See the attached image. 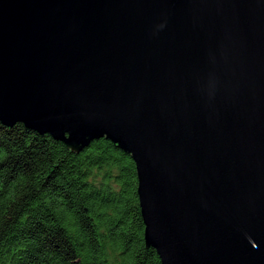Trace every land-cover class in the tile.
I'll return each instance as SVG.
<instances>
[{
  "label": "water",
  "instance_id": "1",
  "mask_svg": "<svg viewBox=\"0 0 264 264\" xmlns=\"http://www.w3.org/2000/svg\"><path fill=\"white\" fill-rule=\"evenodd\" d=\"M0 122L131 154L161 264H264V0H0Z\"/></svg>",
  "mask_w": 264,
  "mask_h": 264
},
{
  "label": "trees",
  "instance_id": "2",
  "mask_svg": "<svg viewBox=\"0 0 264 264\" xmlns=\"http://www.w3.org/2000/svg\"><path fill=\"white\" fill-rule=\"evenodd\" d=\"M144 232L131 154L0 122V264H161Z\"/></svg>",
  "mask_w": 264,
  "mask_h": 264
}]
</instances>
